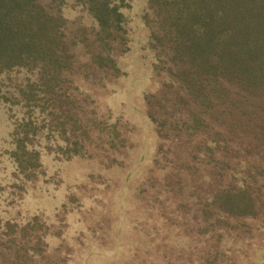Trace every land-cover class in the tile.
<instances>
[{
    "label": "rangeland",
    "instance_id": "rangeland-1",
    "mask_svg": "<svg viewBox=\"0 0 264 264\" xmlns=\"http://www.w3.org/2000/svg\"><path fill=\"white\" fill-rule=\"evenodd\" d=\"M125 3L114 71L84 47L49 97L0 101V264H264L263 148L218 128L190 140L162 118L185 104L156 102L170 80L154 70L147 0ZM240 186L255 219L219 210Z\"/></svg>",
    "mask_w": 264,
    "mask_h": 264
},
{
    "label": "trees",
    "instance_id": "trees-1",
    "mask_svg": "<svg viewBox=\"0 0 264 264\" xmlns=\"http://www.w3.org/2000/svg\"><path fill=\"white\" fill-rule=\"evenodd\" d=\"M127 6L125 0H0V101L9 93L27 101L49 97L70 69L71 52L84 47L93 52L89 66L114 71L115 51L127 40ZM78 7L89 24L85 16L72 23L66 16ZM142 19L154 70L170 80L154 94L156 102L185 104L162 118L177 127L183 122L177 129L190 140L198 128L241 131L263 148L264 166V0H147ZM220 204L229 217L256 218L246 186L222 191Z\"/></svg>",
    "mask_w": 264,
    "mask_h": 264
}]
</instances>
